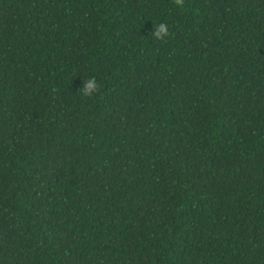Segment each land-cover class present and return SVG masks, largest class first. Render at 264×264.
Segmentation results:
<instances>
[{"label": "trees", "instance_id": "1", "mask_svg": "<svg viewBox=\"0 0 264 264\" xmlns=\"http://www.w3.org/2000/svg\"><path fill=\"white\" fill-rule=\"evenodd\" d=\"M0 264H264V0H0Z\"/></svg>", "mask_w": 264, "mask_h": 264}, {"label": "clouds", "instance_id": "2", "mask_svg": "<svg viewBox=\"0 0 264 264\" xmlns=\"http://www.w3.org/2000/svg\"><path fill=\"white\" fill-rule=\"evenodd\" d=\"M166 34V29L164 25H159L153 31V35L156 38H162V36ZM99 89V83L95 78H89L84 80L82 87L80 88L82 94L86 97H92L97 94Z\"/></svg>", "mask_w": 264, "mask_h": 264}]
</instances>
